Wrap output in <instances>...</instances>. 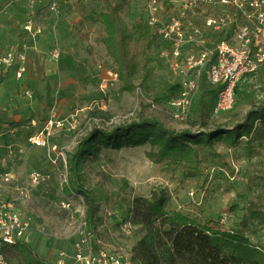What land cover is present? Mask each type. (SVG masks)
<instances>
[{"label":"rangeland","instance_id":"obj_1","mask_svg":"<svg viewBox=\"0 0 264 264\" xmlns=\"http://www.w3.org/2000/svg\"><path fill=\"white\" fill-rule=\"evenodd\" d=\"M167 1L155 0L146 4L145 0H134L125 19L129 23L140 18L165 20L169 11ZM75 2L38 0L33 7L29 6L32 11L36 9L30 14L32 19L28 20L32 30L36 31L34 37L43 33L41 25L35 22L36 16L47 12L53 14L55 20L50 30L54 36L52 47L59 48V58H51L52 49L43 51L46 52L44 57L51 62L45 61L52 63L50 78H44L52 89L53 106L42 113L47 104L44 91L38 95L13 76L0 84V107L9 109L16 118L29 117L33 111L39 115L34 118L35 124L0 133V201L20 212L28 221L26 237L32 254L50 264H59L62 260L73 264L75 243L83 234L90 233L91 241H100L108 251L130 255L131 247L144 231L132 224L115 226L119 214L111 207V195L147 196L151 190L164 192L167 211L179 212L191 220L219 225L223 229L244 230L253 244L264 249V226L258 228L257 238H253V226L246 220L247 216L243 217L249 204L264 214V136L258 137V132L252 137L260 154L253 158L245 156L242 142L236 148H226L220 143L218 150L225 153L229 180L217 178L216 170L204 165L208 180L203 187L200 182L196 184L185 179V169L166 161L151 160L148 142L119 149L101 147L87 155L82 162L81 179L85 188L96 197L102 219V223L91 231L85 220L86 206L73 190L74 178L70 177L66 167L67 157L80 138L93 126L109 129L136 121L140 116L157 119L176 131L188 127V123L174 117L167 103L156 105L149 101L154 89L181 79L178 72L169 68L161 53L154 52L151 74L140 91H122L112 58L100 40L103 35L99 19L101 3L94 0ZM52 4L54 10L50 9ZM60 5H63L61 11ZM221 9L222 6L217 4L215 11ZM72 10L80 21L69 32L74 34L73 45L62 47L55 26L61 14ZM222 18L225 21L221 33L229 37L233 26L230 21L240 19L232 17L230 12H224ZM219 35L214 33L210 41ZM30 46L36 48L33 43ZM257 81L256 77L249 79V82ZM261 85L264 88V84ZM258 93L257 97L263 100L264 91ZM49 117H52L53 125L48 140L43 146L37 145L32 137L39 133ZM257 127L261 129L262 125L257 122ZM33 170H39L43 175V179L35 184L29 177ZM83 223H86V230ZM6 258L11 264H42L17 248L9 250Z\"/></svg>","mask_w":264,"mask_h":264},{"label":"trees","instance_id":"obj_2","mask_svg":"<svg viewBox=\"0 0 264 264\" xmlns=\"http://www.w3.org/2000/svg\"><path fill=\"white\" fill-rule=\"evenodd\" d=\"M94 1L101 3L99 19L103 35L100 40L112 58L122 91H140L151 74L154 52H161L169 45H165L157 32V25L149 20L126 21L134 0ZM145 1L147 4L152 0ZM204 7L200 3L195 10L187 12L183 20L201 24ZM222 38L221 33L214 44ZM8 75L7 72H0V84ZM252 77L258 79L257 83L249 82ZM261 84H264V62L256 72L242 76L236 83L233 106L214 115L216 87L201 76L190 114L184 119L188 127L179 131L168 128L157 119L143 116L109 129L93 126L80 138L66 161L68 174L74 178L72 188L86 206L85 220L91 231L102 223V219L98 214L96 197L85 188L81 179L82 162L87 155L101 147L119 149L148 142L151 160L166 161L185 169V179L196 184L200 182L201 187L208 180V174L204 175V165L215 169L217 178L228 181L225 153L218 150L220 143L226 148H236L242 142L247 158L260 154L252 135L258 132V137L264 136V99L257 97L258 92L264 91ZM182 91L180 81H170L154 89L149 101L162 105L179 97ZM46 98L47 104L42 113L54 103L49 95ZM37 116V113H32L29 117L16 118L9 109L0 107V133L26 127ZM257 122L262 125L261 129L257 127ZM111 196V207L119 214L115 226L132 224L144 231L131 247V264H264V249L253 244L244 230L223 229L219 225L191 220L179 212H169L166 210L167 196L163 191L151 190L147 196L120 193H112ZM245 213L243 217L247 216L246 220L253 226L252 236L257 238L258 228L264 226V214L252 204L246 206ZM92 242L97 245L96 239ZM12 248L33 257L36 263L50 264L32 254L28 242L18 241L7 247L4 254Z\"/></svg>","mask_w":264,"mask_h":264},{"label":"built area","instance_id":"obj_3","mask_svg":"<svg viewBox=\"0 0 264 264\" xmlns=\"http://www.w3.org/2000/svg\"><path fill=\"white\" fill-rule=\"evenodd\" d=\"M37 1L27 0V4L33 7ZM200 3L205 5L201 12V24L183 20L185 14L195 10ZM217 4L222 6L220 12L215 11ZM167 5L169 11L165 20L149 22L157 25V32L165 45H169L160 52L161 55L167 60L169 68L181 75L183 91L179 97L167 102L168 107L174 117L186 119L201 76H204L208 83L216 87L213 114L229 110L234 104L236 83L242 76L256 72L264 62V0H168ZM54 8V4L50 5L51 10ZM224 12H230L232 17L240 20L230 21V25L233 24L231 36L214 44L210 38L212 34H221L224 30ZM22 29L32 37L36 33L29 22ZM29 47L27 41L22 40L2 50L0 72H7L19 80L26 70V50ZM59 54L58 47L50 52L54 60L59 58ZM52 125L53 119L49 117L32 141L45 145ZM29 177L33 184L43 179L39 170L31 171ZM28 227V221L20 212L0 201V264H11L3 252L5 248L18 241H29L26 237ZM82 227L86 230V223ZM96 242L94 246L90 233L83 234L74 245L73 264H131L130 255L110 252L99 241ZM59 264L66 263L62 260Z\"/></svg>","mask_w":264,"mask_h":264},{"label":"crops","instance_id":"obj_4","mask_svg":"<svg viewBox=\"0 0 264 264\" xmlns=\"http://www.w3.org/2000/svg\"><path fill=\"white\" fill-rule=\"evenodd\" d=\"M9 1L10 0H0V52L16 45L22 40H26L29 45L32 43L35 44L36 48L30 46L26 50V70L23 76L19 80H16L15 78L14 80L18 83L23 82L24 86H29L38 95L44 91L46 98L47 95H51L52 89L44 76L49 77L52 74V69H50L52 63L49 64V62L45 61L46 59L50 61V59L44 57V53L46 52L43 51H48L55 47H52V37L54 38V36H51L52 33L50 30L55 24L53 14L44 12L34 18L35 22L41 25L43 33L33 39L30 33H27L22 29V26L25 23L30 22L28 21L31 18L30 14L36 9L32 11L27 4V0H21L19 2ZM75 4H78L77 0ZM62 7L63 5H60V11L62 10ZM79 21L80 17L74 13L73 10L70 13L61 14L60 19H58L56 23L55 31L62 47H71L73 45L72 36H74V34L72 33L73 35H70L69 32L71 28L73 29L74 24ZM21 22L24 23L19 26V23ZM9 76L12 75H8L5 80H9ZM32 113H34V111ZM31 123L35 124V120L33 119Z\"/></svg>","mask_w":264,"mask_h":264}]
</instances>
